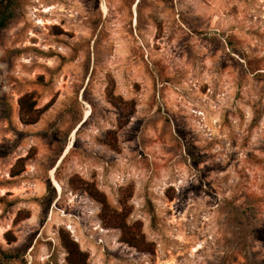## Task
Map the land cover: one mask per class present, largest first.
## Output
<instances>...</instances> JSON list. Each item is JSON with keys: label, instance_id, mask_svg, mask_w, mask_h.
Masks as SVG:
<instances>
[{"label": "rangeland", "instance_id": "374dc122", "mask_svg": "<svg viewBox=\"0 0 264 264\" xmlns=\"http://www.w3.org/2000/svg\"><path fill=\"white\" fill-rule=\"evenodd\" d=\"M26 93L54 100L34 125ZM75 177L125 203L153 250L104 226ZM61 228L91 264H264V0H17L0 28V248L19 259L0 264H68Z\"/></svg>", "mask_w": 264, "mask_h": 264}, {"label": "trees", "instance_id": "16d2710c", "mask_svg": "<svg viewBox=\"0 0 264 264\" xmlns=\"http://www.w3.org/2000/svg\"><path fill=\"white\" fill-rule=\"evenodd\" d=\"M17 0H0V28L7 25V22L13 17L14 7ZM54 100H50L43 107L38 106V102L34 97V93H26L21 96L18 100L20 120L24 125H34L39 122L42 115L49 110L52 106ZM111 102L114 106L125 107L126 109H133L134 101H125L120 96H113ZM128 121H122L121 125H125ZM114 147H116L115 139H113ZM28 155L26 157H21L18 159V164L27 161ZM24 169L17 170V164L12 168V177L18 176ZM79 181L77 184L78 189L84 190L89 197L96 201L100 205V219L104 226L119 229L121 231V241L128 244L131 247L138 249L139 251H152L153 243L146 241L144 234L142 233L141 223L135 222L132 225L127 223V217L129 216L130 210L127 209V205H123L122 210L114 209L106 196V194L101 191L95 183L87 182L79 177H75ZM53 189L51 182H47L48 191ZM7 193L6 195H9ZM30 217L29 211L20 210L15 218V222L25 220ZM62 245L67 252V262L68 264H91L89 262V253L82 250L79 243L74 240L70 232L64 228L59 231ZM5 239L8 243L16 241V237L9 230L4 233ZM19 259L17 252H6L0 248V260L4 262H10L12 260Z\"/></svg>", "mask_w": 264, "mask_h": 264}, {"label": "bare ground", "instance_id": "6f19581e", "mask_svg": "<svg viewBox=\"0 0 264 264\" xmlns=\"http://www.w3.org/2000/svg\"><path fill=\"white\" fill-rule=\"evenodd\" d=\"M53 9H54V7H49V8H47V9H45L44 11L47 13V12H51V11H53ZM103 10H104L105 12L108 11L106 6H104ZM44 11H43V13H44ZM39 23L42 24V25H45V24L51 23V21L48 20L47 22H45V21L42 20V21H40ZM90 112H91V111H88V110H87L86 115H85L84 122H86V121L90 118V115H91ZM80 127H81V126H79V128H80ZM79 128L75 130V132H74V134H73V137H75V135H76L77 131L79 130ZM72 147H73V143L71 142V143L69 144V146L67 147V149H66V151H65V153H64V156L62 157V159L60 160V162H62V160L64 159V157L67 156V155L69 154V152H70V150L72 149ZM54 171H55V170L52 171V177H53L54 186L58 189V191H59L60 194H61L62 191H63V188H62L61 184H60V183L57 181V179L55 178V176H54ZM197 250H198V249H195L194 252L197 251ZM166 264H171V263L167 262Z\"/></svg>", "mask_w": 264, "mask_h": 264}]
</instances>
